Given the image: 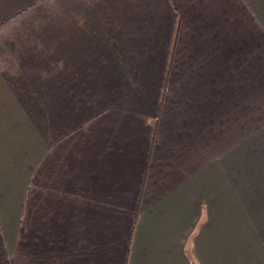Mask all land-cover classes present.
<instances>
[{
    "label": "crops",
    "instance_id": "obj_1",
    "mask_svg": "<svg viewBox=\"0 0 264 264\" xmlns=\"http://www.w3.org/2000/svg\"><path fill=\"white\" fill-rule=\"evenodd\" d=\"M0 264H264V0H0Z\"/></svg>",
    "mask_w": 264,
    "mask_h": 264
}]
</instances>
